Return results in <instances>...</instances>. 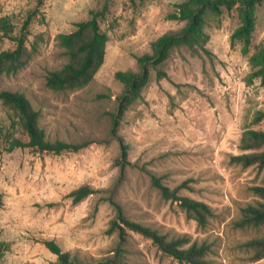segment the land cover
Wrapping results in <instances>:
<instances>
[{
	"label": "rangeland",
	"instance_id": "rangeland-1",
	"mask_svg": "<svg viewBox=\"0 0 264 264\" xmlns=\"http://www.w3.org/2000/svg\"><path fill=\"white\" fill-rule=\"evenodd\" d=\"M186 0H0V51L16 42L29 20L28 63L16 73L0 74V91L23 93L40 113V125L51 140L93 142L79 151L38 152L8 149L13 137L28 140L17 113L0 100V245L4 264H50L57 256L43 239H54L65 251L92 263L113 255L122 243L117 207L110 192L91 194L74 203L69 193L81 185L111 189L125 215L171 235L188 234L213 246V264H264V254L242 246L264 233L238 228L240 206L256 198L252 187L264 186V163L244 165L234 155L247 130H264V83L251 78V55L264 47V2L255 10L256 26L247 53L232 43L241 24L236 7L220 16L208 14L207 51L176 47L159 66L167 77L151 80L142 98L119 119L118 133L130 145L127 159L112 134L118 96L124 85L115 73L139 71L137 56L152 53V43L179 31L185 21L168 19ZM39 9V10H37ZM100 11L98 20L109 39L104 63L85 87L56 91L46 84L50 70L68 62L58 36ZM264 146L259 149L263 150ZM148 170L180 193L207 202L215 210L206 227L189 217L178 201L153 186ZM122 258L135 264H189L163 252L152 239L126 230Z\"/></svg>",
	"mask_w": 264,
	"mask_h": 264
},
{
	"label": "trees",
	"instance_id": "trees-1",
	"mask_svg": "<svg viewBox=\"0 0 264 264\" xmlns=\"http://www.w3.org/2000/svg\"><path fill=\"white\" fill-rule=\"evenodd\" d=\"M264 0H186L176 4L173 12L168 14V19L185 21L184 27L179 31L168 32L157 38L152 43V53L137 56L141 66L139 71H122L115 73V78L123 83L124 90L118 96L116 114L113 117L112 134L118 139L121 147V155L124 161L127 159L130 145L118 133L119 119H121L131 104L142 98L143 89L151 80V69L157 71L158 78L167 77V73L159 68L171 55L174 48L188 46L193 50L202 48L207 51L206 44L210 35L205 31V22L208 14L220 16L225 9L231 10L236 7L241 17V24L232 33V43L235 40L242 41L243 52L247 53L252 42V35L256 26L255 10L257 5ZM39 10V9H37ZM93 16L76 23L77 29L69 33H61L58 36L60 44L65 48L68 62L59 69L50 70L47 74L46 84L56 91L73 90L90 84L104 63L106 56L107 33L101 28L98 16L100 11L93 12ZM30 20V19H29ZM29 20H26L18 35L6 33L5 36L16 42L14 48L0 51V74L16 73L25 66L32 56V49L27 43ZM250 62L254 67L250 77H260L264 83V47L255 51ZM0 100L4 105L13 109L20 120L28 140L13 137L6 141L8 149L30 147L38 152L62 153L64 151H79L92 140L82 142H67L61 139L51 140L46 130L40 125V113L27 96L18 91H0ZM264 117V111L260 112L257 119ZM242 149L250 150L239 155H234L235 162L251 165L264 163V130H247L242 141ZM153 186L157 187L166 199L178 201L187 215L201 227H206L211 218L215 216V210L207 202L192 198L180 193L181 189L188 187L184 182L175 188L164 184L162 177L148 170ZM256 198L240 206L239 216L234 221L238 228H260L264 226V186L252 187ZM98 192H110L108 199L117 207V219L113 220L112 228L120 229L122 243L116 248L113 255L87 263L70 251H65L54 239H43L42 242L50 249L57 259L50 264H135L122 258L126 250L122 244L125 240L126 230L138 232L150 239L165 253L178 259L181 263L189 264H213L208 258L213 253V246L207 240H192L188 234L171 235L157 228L143 225L140 222L129 219L123 212L122 207L114 201L111 189H98L89 184H84L72 190L69 196L74 203H79L91 194ZM3 205V195L0 193V208ZM248 249H254L257 254L254 259H260L264 254V233L254 236L242 243ZM7 249L5 244L0 245V264L3 262V254Z\"/></svg>",
	"mask_w": 264,
	"mask_h": 264
}]
</instances>
